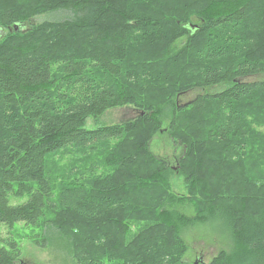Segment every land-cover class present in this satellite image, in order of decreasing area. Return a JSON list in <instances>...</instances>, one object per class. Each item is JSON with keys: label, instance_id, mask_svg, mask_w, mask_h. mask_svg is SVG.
Wrapping results in <instances>:
<instances>
[{"label": "trees", "instance_id": "16d2710c", "mask_svg": "<svg viewBox=\"0 0 264 264\" xmlns=\"http://www.w3.org/2000/svg\"><path fill=\"white\" fill-rule=\"evenodd\" d=\"M59 12L61 20L33 21ZM183 36L191 45L173 53L172 42ZM186 52L191 62L174 80L168 71ZM139 53L151 57H132ZM258 75H264V0H0V225L36 227L48 211L62 213L84 221L70 232L60 218L52 222L71 235L79 264H187L179 228L162 218L170 197L167 163L148 149L164 112L141 96H119L114 86L124 79L145 91L151 83L162 89L166 80L161 100L174 109L169 126L171 140L183 148L180 175L193 197L202 183L214 193L193 198V219L219 216L235 237L237 252H221L210 264H264V149L247 104L255 98L264 105V81H246ZM221 83L228 88L216 96L179 108L173 102L193 87ZM209 101L222 109L206 113ZM124 105L140 109L141 118L85 129L88 119ZM261 115L255 110V124ZM61 152L104 155L107 163L93 162L94 173L105 165L111 172L91 171L93 188L63 187L56 202L48 165ZM121 171L134 178L119 181ZM194 175L197 182L189 184ZM146 213L150 225L130 246L118 230L96 228H117L120 217ZM7 245L0 264H18V244Z\"/></svg>", "mask_w": 264, "mask_h": 264}, {"label": "rangeland", "instance_id": "374dc122", "mask_svg": "<svg viewBox=\"0 0 264 264\" xmlns=\"http://www.w3.org/2000/svg\"><path fill=\"white\" fill-rule=\"evenodd\" d=\"M64 16V13L61 12L49 13L38 16L34 18L33 21L35 23L56 21L63 19ZM190 20L192 23H199V18L191 17ZM190 45L191 42L188 41L187 36H183L172 42L170 50L174 51L173 53L176 54L187 49ZM194 45L195 42H193V46ZM159 51L163 53L162 50ZM188 53L186 52V55H181V63L178 67L168 71V74H170L172 79H180L177 77L178 72L183 73V70L188 68L182 66L183 64L185 65L186 62H189V64L191 62ZM137 55L138 56L133 54L132 57H139L141 59H148L151 57L143 53ZM130 63L132 62H127L126 66ZM246 81L248 83L264 81V75L253 76L247 78ZM169 83L171 82L163 80V84H160L163 87L162 89H160L158 84L155 85L151 83L150 87L145 91H141L137 86L131 85L124 79L117 80L116 83L114 82V86L119 96L124 94L141 96L140 98H142L143 102L145 101L148 104H154L157 107H160L162 112H164L162 130L155 135L148 146L150 153L167 163V169L169 172L168 184L170 186V197L165 207L162 208V218L171 223H173L174 220V224L179 228V235L184 240L186 246L184 262L187 264H210L221 252L230 255L237 252L235 237L231 229L222 219H220L219 216H213L205 220L203 218L193 219V198L199 199L201 198V195H204L200 199L204 201L212 198L214 193L209 184L204 186L202 183L201 191L198 190L193 197L192 187L190 186L189 189L186 184L187 179H185L183 175H180L181 160L184 158L182 157L183 148L174 144L171 140L169 126L171 112L172 110L174 111V109L172 102L168 103L166 100V103L161 100L163 99L161 93L162 91H165V86L167 87L170 85ZM227 88L228 85L225 83L205 88L193 87V89H190L183 94H179L174 98L173 102L177 106L176 108L187 106L196 102L199 97H213L224 92ZM170 93L171 92L169 91L168 94L170 95ZM165 95L166 92L164 93V96ZM159 101L162 102V105L158 103ZM247 104L249 105L248 111L254 113V115H250L249 122L252 125L256 140L260 138L258 146H261L260 142H262L264 146V117L261 118L264 116V105L259 99L255 98L247 101ZM206 108V113L212 112L213 114V112L216 113L218 110H221L222 105L209 101ZM257 109L258 111H262V115L258 117V123L255 124V110ZM141 116V110L135 109L132 105L113 107L106 111L100 118L88 119L85 129L96 130L100 127L123 125L138 120ZM184 117L191 118L190 115ZM258 134L260 137H258ZM263 146L261 147L264 149ZM116 147V143L112 144L113 149H116ZM115 157L116 156L113 155L109 160H114ZM147 160L148 159L145 158L140 164H148ZM93 162L107 163L106 159H104V155H99L94 158H80L71 152H61L50 160L48 173L51 177L54 175L56 176V180L54 181L55 188L53 191L55 197L54 200L56 202H58V197L56 196L57 192L63 187H72L82 184L86 187L93 188V175L90 174L91 171H93V174L96 176L111 172L110 168L105 165L100 167L98 171L94 173L99 165H95L93 169ZM253 167L255 168V162H253ZM130 173L131 171H121L118 175L119 181L126 183L127 180L134 178L132 175H129ZM144 179L145 177L141 175V180L144 181ZM196 182L197 177L194 175L189 184H195ZM25 200L26 198L13 199L12 204L17 205ZM180 200L187 201L190 205H187ZM145 215L146 216L142 217L140 214H132L126 219L120 217L117 224L114 223L117 228L113 224L110 226L105 224H93L91 226L93 227L94 225H97L96 228L100 232L106 229L118 230L116 237L118 238L121 235H126L127 237L124 238L123 243L125 246H130V244L138 240L144 229L150 225L149 215L147 213ZM57 218H60V222H62L63 228H66L67 232H70L72 228L76 231V228H79V226L81 230L82 226L85 225L78 224L79 222H84L80 218L76 219L62 213L56 214L48 211L36 227L26 226L23 222L15 224L12 229L0 225V248L5 247L10 250L7 242H16L21 252L18 264H79L76 260L75 248L71 240V235L67 232L65 233V231L59 229L54 223H52L53 221H56ZM190 219H192V221ZM43 241L46 243L44 247L41 245ZM111 264H120V262L115 261Z\"/></svg>", "mask_w": 264, "mask_h": 264}, {"label": "bare ground", "instance_id": "6f19581e", "mask_svg": "<svg viewBox=\"0 0 264 264\" xmlns=\"http://www.w3.org/2000/svg\"><path fill=\"white\" fill-rule=\"evenodd\" d=\"M18 28L16 27L15 30H17Z\"/></svg>", "mask_w": 264, "mask_h": 264}]
</instances>
